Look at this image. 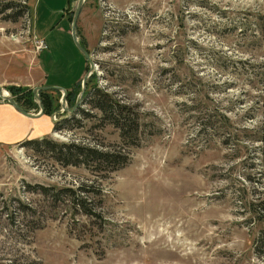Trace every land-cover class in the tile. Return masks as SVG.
Returning a JSON list of instances; mask_svg holds the SVG:
<instances>
[{"label": "rangeland", "instance_id": "rangeland-1", "mask_svg": "<svg viewBox=\"0 0 264 264\" xmlns=\"http://www.w3.org/2000/svg\"><path fill=\"white\" fill-rule=\"evenodd\" d=\"M75 1L0 0V87L33 113L39 100L41 124L68 117L41 132L53 140L127 158L109 169L0 143V264H264V0H82L84 90L137 110L135 145L86 99L66 111L81 78L47 90L52 111L32 93L89 67Z\"/></svg>", "mask_w": 264, "mask_h": 264}, {"label": "trees", "instance_id": "trees-1", "mask_svg": "<svg viewBox=\"0 0 264 264\" xmlns=\"http://www.w3.org/2000/svg\"><path fill=\"white\" fill-rule=\"evenodd\" d=\"M80 43L82 44L81 41ZM75 86L76 85H74L73 87ZM73 87L69 90H66L65 93H69L70 90L73 89ZM39 95L41 101L46 100L47 102H49V105L43 107L44 111H52L54 107L51 105L52 101L48 91L40 90ZM81 98L82 101L86 99L85 102L96 108L99 111V115L100 117H102V119L110 122L118 129V135L120 136L122 142L128 143L129 145L137 144L140 122L138 112L135 108H133L129 104L119 101L108 92L100 90V88H98L94 83L87 85L83 94L81 95ZM22 99L23 102L18 101V99H14V101L18 105H20L22 109L25 110L26 105L30 104V100L27 95H25V97H22ZM76 111L82 114H85L87 112L85 108H81L80 106L76 107L75 112ZM67 119L68 117L66 118L65 116H61L60 118L55 119L52 125V129L56 130L63 127L64 122ZM19 141L36 149L42 147L50 150L54 153L56 159L61 160L64 163L75 164L78 162H85L86 160L90 159L95 161V167L109 165V169H112L123 164L127 158V156L121 153L119 150L102 148L100 149L95 146H88L86 144L74 141L58 142L47 135H42L40 137L34 138H24ZM261 143V152L264 155V137L261 138ZM260 237L264 238V231H261ZM7 264L22 263L16 260H11ZM30 264H35V262H30Z\"/></svg>", "mask_w": 264, "mask_h": 264}, {"label": "crops", "instance_id": "crops-1", "mask_svg": "<svg viewBox=\"0 0 264 264\" xmlns=\"http://www.w3.org/2000/svg\"><path fill=\"white\" fill-rule=\"evenodd\" d=\"M69 3H70V0H69ZM47 49H49L48 44L44 50L40 51V54L43 56H47L46 54L48 52ZM72 72L73 71L68 72L67 69L64 67H58L56 71V74H57L56 77L55 76L52 77V79L49 80V84H56V85H63V86L64 84H67V86L69 85V87L64 88L66 92V90H69L70 88H72L75 85V83L80 78H82V72H80L79 75L74 74L75 77L71 83H63V81H60L62 79L63 80L66 79L67 76L71 74ZM56 85H46V86H56ZM42 86H45V85H42ZM43 90H48L52 92L55 91L59 93L61 92L62 94V91L60 89L44 88ZM23 111L24 112L16 109L8 101H0V143H14L24 138H34V137H40L42 135H49L52 132V125L54 122L52 119H51V122L50 121L48 122V120L42 119L43 124H41L39 120L37 119L39 113L37 112L33 113L32 111L24 110V109ZM49 126H51L49 134L41 133V132H44V130L47 129ZM31 132H34V133H31Z\"/></svg>", "mask_w": 264, "mask_h": 264}, {"label": "water", "instance_id": "water-1", "mask_svg": "<svg viewBox=\"0 0 264 264\" xmlns=\"http://www.w3.org/2000/svg\"><path fill=\"white\" fill-rule=\"evenodd\" d=\"M81 2H82V0H77L76 1V5H75L74 12H73V15H72V18H71V22H70V32H71V36H72L74 44L83 53L84 57L86 58V60L89 63V67L84 72V74H83V76L81 78V88H80V91L77 94V98L74 101L73 105L71 107H66V106L63 105V102H62V105L66 109L67 112L72 111L74 109L75 105L78 103V100L80 99L81 94H82V92L84 90V87H85L86 78H87L90 70L92 69V63H91L89 54H88L87 50L80 44V42L78 40V36L76 34V28H75V21H76V18H77V15H78V12H79V9H80V6H81ZM44 88L60 89L62 91V95H64V93H65V89L60 87V86H46V85L45 86H42V85L33 86L32 93L34 95H36V89H44ZM0 97L6 99L16 109L24 112L23 109L14 101V99L9 94L3 93V90H2L1 87H0ZM37 102H38V105H39V108H40L37 113H40L42 111V104L40 103L39 100H37Z\"/></svg>", "mask_w": 264, "mask_h": 264}, {"label": "built area", "instance_id": "built-area-1", "mask_svg": "<svg viewBox=\"0 0 264 264\" xmlns=\"http://www.w3.org/2000/svg\"><path fill=\"white\" fill-rule=\"evenodd\" d=\"M46 45L44 43V40L42 38H38L35 40V47L37 49H41V48H44Z\"/></svg>", "mask_w": 264, "mask_h": 264}]
</instances>
